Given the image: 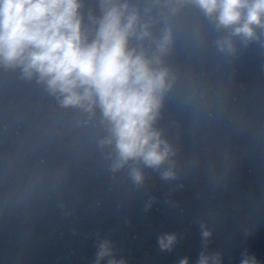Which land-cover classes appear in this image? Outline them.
I'll return each instance as SVG.
<instances>
[{"label": "clouds", "instance_id": "obj_1", "mask_svg": "<svg viewBox=\"0 0 264 264\" xmlns=\"http://www.w3.org/2000/svg\"><path fill=\"white\" fill-rule=\"evenodd\" d=\"M176 2L198 7L205 16L215 18L218 27L232 29L231 36L245 42L255 38L254 25L264 27V0ZM82 6L81 0H0V66L19 68L23 79L45 85L61 107L89 114L99 109L108 133L99 147H113L114 171L129 161L160 169L175 155L154 127L163 97L173 84L162 59L173 43L172 31L164 30L149 55L143 41L152 38L151 22L142 21L126 0H100L102 15L89 14L92 27L87 30ZM216 45L220 52L234 51L230 37L217 40ZM130 174L136 183L142 182L139 168H132ZM161 175L169 179L174 173L169 168ZM210 235L203 231L205 238ZM175 239L174 235L161 237L160 247L170 249ZM111 255L110 241L105 240L97 264ZM210 260L220 264L218 255L203 254L198 264H209ZM108 264L124 261L111 259ZM181 264H188L187 259ZM241 264L257 261L254 256L246 257Z\"/></svg>", "mask_w": 264, "mask_h": 264}]
</instances>
